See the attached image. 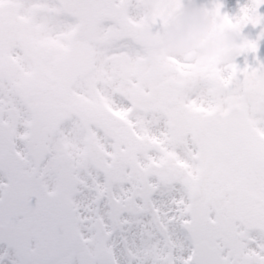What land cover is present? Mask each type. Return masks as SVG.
<instances>
[{"label":"snow or ice","instance_id":"snow-or-ice-1","mask_svg":"<svg viewBox=\"0 0 264 264\" xmlns=\"http://www.w3.org/2000/svg\"><path fill=\"white\" fill-rule=\"evenodd\" d=\"M139 6L0 0V264H264V64L161 56Z\"/></svg>","mask_w":264,"mask_h":264},{"label":"clouds","instance_id":"clouds-1","mask_svg":"<svg viewBox=\"0 0 264 264\" xmlns=\"http://www.w3.org/2000/svg\"><path fill=\"white\" fill-rule=\"evenodd\" d=\"M160 0H141L143 15L133 21L139 36L152 44L164 57L190 56L194 64L203 65L216 60L225 70H231L235 59L249 40L243 33L245 25L237 20L225 25L223 16L194 6H180L167 12L162 18L160 34H153L150 24L157 16ZM250 93H243L247 101ZM256 114L264 118V102L256 105Z\"/></svg>","mask_w":264,"mask_h":264},{"label":"rangeland","instance_id":"rangeland-1","mask_svg":"<svg viewBox=\"0 0 264 264\" xmlns=\"http://www.w3.org/2000/svg\"><path fill=\"white\" fill-rule=\"evenodd\" d=\"M180 5L183 6H194L197 8L212 11L215 9L217 4L221 5L220 13L222 16H228L230 19H234L241 14V8L249 5L251 0H179ZM258 13L264 16V5H261L257 9ZM137 18L143 15V9L140 6L137 10ZM163 28V21L157 17L155 23L150 24V29L153 34H160ZM264 30V25L253 26L251 24L246 25L243 29L244 35L249 40H255L257 42V51L252 52H242L240 53L235 62L238 68L243 69L245 66L251 68H256L258 64L264 61V37L258 39L260 32ZM182 59L183 57H177Z\"/></svg>","mask_w":264,"mask_h":264}]
</instances>
